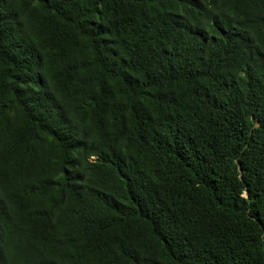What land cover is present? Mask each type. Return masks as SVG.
I'll use <instances>...</instances> for the list:
<instances>
[{
  "label": "trees",
  "instance_id": "1",
  "mask_svg": "<svg viewBox=\"0 0 264 264\" xmlns=\"http://www.w3.org/2000/svg\"><path fill=\"white\" fill-rule=\"evenodd\" d=\"M0 264H264V0H0Z\"/></svg>",
  "mask_w": 264,
  "mask_h": 264
}]
</instances>
